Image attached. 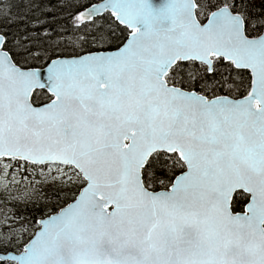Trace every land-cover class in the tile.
<instances>
[{"label": "snow or ice", "instance_id": "obj_1", "mask_svg": "<svg viewBox=\"0 0 264 264\" xmlns=\"http://www.w3.org/2000/svg\"><path fill=\"white\" fill-rule=\"evenodd\" d=\"M0 0V264H264V0Z\"/></svg>", "mask_w": 264, "mask_h": 264}, {"label": "trees", "instance_id": "obj_2", "mask_svg": "<svg viewBox=\"0 0 264 264\" xmlns=\"http://www.w3.org/2000/svg\"><path fill=\"white\" fill-rule=\"evenodd\" d=\"M29 0H12V4L14 5L12 12L13 14L23 15L27 12Z\"/></svg>", "mask_w": 264, "mask_h": 264}, {"label": "water", "instance_id": "obj_3", "mask_svg": "<svg viewBox=\"0 0 264 264\" xmlns=\"http://www.w3.org/2000/svg\"><path fill=\"white\" fill-rule=\"evenodd\" d=\"M155 3H161L162 0H154Z\"/></svg>", "mask_w": 264, "mask_h": 264}]
</instances>
